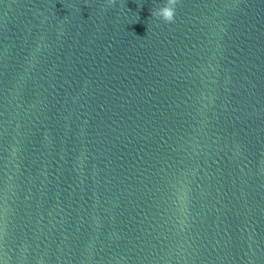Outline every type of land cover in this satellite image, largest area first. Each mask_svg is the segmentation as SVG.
Instances as JSON below:
<instances>
[{
	"label": "water",
	"instance_id": "1",
	"mask_svg": "<svg viewBox=\"0 0 264 264\" xmlns=\"http://www.w3.org/2000/svg\"><path fill=\"white\" fill-rule=\"evenodd\" d=\"M0 264H264V0H0Z\"/></svg>",
	"mask_w": 264,
	"mask_h": 264
},
{
	"label": "clouds",
	"instance_id": "2",
	"mask_svg": "<svg viewBox=\"0 0 264 264\" xmlns=\"http://www.w3.org/2000/svg\"><path fill=\"white\" fill-rule=\"evenodd\" d=\"M152 14L160 18L164 22H171L174 16V8L171 3H169L167 5H163L160 8H157Z\"/></svg>",
	"mask_w": 264,
	"mask_h": 264
}]
</instances>
